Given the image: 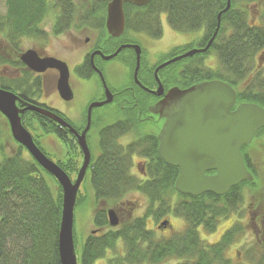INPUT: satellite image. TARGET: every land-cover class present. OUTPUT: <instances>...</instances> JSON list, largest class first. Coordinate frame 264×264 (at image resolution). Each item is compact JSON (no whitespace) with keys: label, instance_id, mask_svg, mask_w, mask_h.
<instances>
[{"label":"trees","instance_id":"trees-1","mask_svg":"<svg viewBox=\"0 0 264 264\" xmlns=\"http://www.w3.org/2000/svg\"><path fill=\"white\" fill-rule=\"evenodd\" d=\"M109 1L88 0L87 8L79 11L73 0H55L52 7L60 14L53 25V34L59 36L70 30H79L82 26L104 31L105 10ZM241 1L246 0H230V7L221 14L217 35L206 53L171 63L158 72L170 73L176 79V84L183 89L205 81H222L235 91L236 106L240 103H253L264 108V79L254 71L255 55L264 48V26L251 23L248 12L242 11ZM254 1L256 0L246 2ZM225 7L226 0H151L142 7L125 4V30L115 40L120 44L136 43L130 36L135 33H145L153 39L161 38V14L166 15L167 23L174 32L203 31L198 44L172 48L159 63L147 65L142 63L140 57L138 75L142 71L149 73L151 86L154 84L152 73L160 63L209 41L217 26V15ZM50 9L48 0H5V13L0 15V39L6 45V52H0V66H10L23 74L18 80L0 77V88L18 95L22 102L39 107L43 106L34 100L38 98L39 89L35 82L28 83L30 75L23 71L18 52L22 40L44 39L42 24ZM212 51L218 60L216 70L205 67L203 63ZM85 64L87 65L84 63L74 69L77 75L82 76ZM129 65L132 72L135 68V55L132 51ZM140 81L145 84L143 80ZM20 118L23 127L31 133L34 143L45 155L39 143L41 136L37 135V131L44 135H55L65 143L62 131L50 119L32 111L23 112ZM34 124L37 127H33ZM261 135H264V128L255 137ZM116 136L118 135H115V154L102 156L91 176L97 202L93 210V223L105 231L101 235L89 236L80 247L79 254L75 249L77 264H94L104 258L107 251H116L118 241L124 246V255L115 253V258L110 259L107 264H162L167 259L179 260L178 264H228L224 252L236 241L238 235H242L243 230L235 225L222 235L218 243L204 245L199 238L198 229L201 227L212 232L219 218L237 214L243 200L241 191L244 187L255 192L251 196L252 204L254 207H261V213L258 212L256 218L264 222V175L260 168L252 165L246 154L250 145L244 146L241 154L253 177L251 182L241 183L223 196L206 193L192 197L177 194L174 190L177 175L164 170L150 174L146 182H138L129 174V153L118 146ZM69 146L71 155L68 153V158L55 163L73 179L79 170L81 162H78V158L81 159V151L74 139ZM44 175L53 180L55 190L48 185ZM133 192L143 194L148 200L143 216H132L121 208L124 198ZM175 195L178 199L171 208L169 200ZM81 202L78 191L74 210ZM99 202H105L108 206L103 208ZM113 203L119 217V225L115 229L109 227L106 217V210ZM61 205L60 185L22 146L16 143L15 150L2 152L0 264H60L58 231ZM169 214L182 219L185 227L167 239L157 240L148 229L147 221L149 217L157 221ZM73 241L76 248L74 221ZM256 250V253L259 251L258 255H264V246H259ZM246 253L252 256L250 249ZM259 264H264V260Z\"/></svg>","mask_w":264,"mask_h":264},{"label":"water","instance_id":"water-1","mask_svg":"<svg viewBox=\"0 0 264 264\" xmlns=\"http://www.w3.org/2000/svg\"><path fill=\"white\" fill-rule=\"evenodd\" d=\"M150 1L110 0L105 10L107 34L112 38H120L123 35L125 4L142 7ZM229 7L230 0H226V7L217 15L216 29L204 48L191 49L181 56L160 64L154 71L155 77L160 69L171 63L192 57L196 53H205L217 35L221 14ZM126 48L134 50L136 61L133 76L136 84L141 86L137 81L141 57L139 45H121L114 54L103 58L110 60ZM97 53L91 55V63L93 56ZM19 60L36 74L55 70L58 73L56 89L59 97L66 102L72 99L69 86L70 74L65 62L54 57H40L32 49L22 53ZM92 66H94L93 63ZM161 92L162 86L158 82V89L152 94L160 95ZM106 94L110 97L107 90ZM166 99L173 100V104L176 103V110L167 115L166 124L159 133L158 154L165 163L178 168L179 173L174 182V190L179 195L197 197L211 193L215 196H223L231 188L253 180L243 161L241 149L250 145L256 133L264 128V108L253 103H240L236 106L235 91L219 80L201 82L181 90L172 88L168 91ZM108 102L110 98L88 107L87 125L83 132L78 134L50 110L22 102L16 94L0 88V114L7 120L11 137L25 148L34 161L53 176L61 187L62 205L58 231L60 264H77L73 241V217L77 193L90 161L85 132L90 125L91 109ZM25 111L44 116L59 126L67 128L75 136L82 154V165L74 181L36 146L31 134L21 123L20 116ZM107 219L111 228L118 226V216L112 209L107 211ZM168 225V221H164L158 228L165 229Z\"/></svg>","mask_w":264,"mask_h":264},{"label":"rangeland","instance_id":"rangeland-1","mask_svg":"<svg viewBox=\"0 0 264 264\" xmlns=\"http://www.w3.org/2000/svg\"><path fill=\"white\" fill-rule=\"evenodd\" d=\"M51 5V9L42 24V30L44 32V39L39 40H27L24 39L19 47V56L27 50H35L40 56L55 57L68 65L70 72V81L75 92V98L70 103H64L58 95L51 91L52 74L45 76L44 94L48 97H42L40 103H45L51 107L61 110L66 117L72 122L74 126H79L82 123V116L89 99L91 92L98 90V83L91 81H83L79 79L74 72V69L80 66L83 62L84 53L87 51V46L84 45L83 40L87 34H80L73 31L65 33L59 36L53 34V25L56 18L60 14L59 11L53 9L55 0H48ZM77 9L85 10L88 6V0H73ZM247 1V0H246ZM241 1L240 5L242 10L244 8L249 14L251 23H255L260 27L264 26V0H256L254 2ZM247 6V7H246ZM248 8V9H247ZM5 13V0H0V15ZM160 21L162 25V36L159 39H153L145 33L131 34L132 41H135L139 47H141L142 63L152 65L159 63L164 59L165 54L175 47L184 46L189 43L197 42L200 40L203 32L194 33H177L170 29L165 14L160 15ZM5 49V50H4ZM6 52V45L0 39V52ZM2 52V53H3ZM127 55V54H125ZM264 56L263 51H259L256 55L255 66L257 69L254 71L260 73L264 78V61H260V58ZM263 64L262 69H259V62ZM204 66L212 70H216L218 67V60L216 54L212 51L209 53L203 61ZM257 64V65H256ZM107 69L105 73L106 84L110 89L118 90L126 86L130 81L129 69L119 60H113L111 63L106 64ZM22 71L12 68L10 66H0V77L9 80H18L21 77L17 76V73L21 74ZM12 77V78H11ZM18 77V78H17ZM51 93V94H50ZM33 127H37L34 124ZM39 134L40 146L43 148L47 157L53 161L58 162L64 158L65 150L63 145L56 139L54 135H44L40 131ZM16 149V142L13 140L10 134L9 126L5 118L0 115V159L2 152L7 153ZM247 156L251 159L252 165L262 170L264 175V135L254 137L251 142L250 148L246 151ZM81 159L78 158V162ZM45 179L53 190L56 186L53 180L44 175ZM80 198L82 202L80 206H77L74 210V229L76 236V250L79 254L80 247L87 238L90 229H92L93 210L95 208V196L92 184L88 179H85L80 185ZM262 193V192H261ZM258 194V193H257ZM243 196L242 203L238 208L237 214L234 213L227 218H219L216 226L212 232H208L203 228H199V238L204 245H213L221 240L224 235L232 227L239 226L243 230L242 235L236 237V241L225 250V259L228 264H259L264 260V255H258L256 248L264 246V222L258 221L256 214L261 213V207H254L252 204L251 196L255 195L249 188L244 187L241 191ZM176 196H172L169 200L171 208L176 204ZM124 202L130 201L134 205L131 206L132 216H143L148 207L147 198L140 193L133 192L126 196ZM103 207V205H100ZM155 207H158L157 205ZM126 208V205H125ZM163 221H168L167 228L158 230L157 227ZM148 229H150L154 237L157 240L167 239L174 234L181 232L185 227V222L182 219L175 218L173 214L162 216L159 220L155 221L152 217H149L147 221ZM255 248V250H254ZM247 249H250L252 256L246 253ZM115 253L124 255V246L121 241H118ZM114 253L107 251L105 257L102 260L96 261L94 264H106V260L113 258ZM108 260V261H109ZM179 260L167 259L162 264H178Z\"/></svg>","mask_w":264,"mask_h":264},{"label":"flooded vegetation","instance_id":"flooded-vegetation-1","mask_svg":"<svg viewBox=\"0 0 264 264\" xmlns=\"http://www.w3.org/2000/svg\"><path fill=\"white\" fill-rule=\"evenodd\" d=\"M244 11H246L245 8ZM71 31L88 35L85 36L83 40L84 45L87 46L88 48L87 51L84 53L83 62H82V64L87 63V65L85 64L83 70L81 71L82 76H79L76 73L75 75L83 81L93 80L97 82L99 86L98 90L90 93L89 99L86 103L83 112L82 123L79 126H74L72 122L68 119V117H66V115L61 110L51 107L45 103H40L42 97L43 98L48 97L46 96V94H44L46 75L49 74L53 75L52 77L53 90L51 91V93L55 92L58 95L56 89L58 73L55 70H46L44 73L36 74L31 72L29 69H27L23 64L22 65H23V71L28 73V75H30V80L28 83L35 82V84H37L36 87H38L39 89L38 98L34 99L36 103L43 106L42 108L48 109L52 113L57 115L67 124H69L72 128H74L78 134H81L87 125L88 107L93 103H102L106 101L107 98H110V102L103 104L102 106L92 108L90 112V125L85 132L86 144L90 153V161L86 169L83 181L85 179H88L91 183L92 172L98 160L102 156H106L111 153L115 154V135H118L116 136V142L118 146L121 147L124 150V152L129 153V157L131 160V164L129 167V174L132 177H134L138 182L141 183L146 182L149 180L150 174L159 173V172L161 173L162 170H164L165 172H170L172 175L175 174L178 175L179 173L178 168L165 163L158 154V148H159V133L163 128V126L166 124L167 121L166 117L167 115L172 114L171 112L176 110L175 108L176 103L173 104V100L170 101L169 99H166L168 91L172 88H178L180 90L183 88H180L176 84V79H174L170 73L166 72L165 74L164 73L160 74V72H157L156 77L154 74L155 69L160 64L167 62L175 57L166 59L154 69L152 73L154 84L151 86H149L151 82L150 79L151 75L149 73H145L144 71H142L140 75H138L137 72V81L141 85L139 86L136 84V81L133 76L134 70L131 72L129 65V61L131 58V51L134 53L133 49L130 48L123 49L124 50V51L122 50L123 52L120 51L117 54V56H115L110 60H104L103 58L114 54L115 51L121 45L137 44V43L120 44L119 41L115 40L118 38H114L110 40L108 39V37L110 36L107 34L106 29H104L103 31V30L95 29L93 27L82 26L79 30H71ZM202 37L203 34L200 40L202 39ZM200 40L193 43L198 44ZM207 42L208 41H206L204 45H201L200 47L197 46L193 49H202L206 46ZM190 50L191 48L188 49L183 54L187 53ZM260 51L261 52L263 51L264 53V48ZM96 52L98 53L95 54L92 58V63L94 65L92 66L90 57ZM38 55L40 56L39 53ZM196 55H202V53H196L192 57H189L188 59H192ZM40 57H45V56H40ZM113 60L121 61L129 69L130 72L129 83L123 88L118 90H115V88L110 89L107 86L105 80V73L107 71L105 66L106 64L111 63ZM260 61L262 62L264 61V56L260 58ZM260 61L258 62L260 63ZM262 67L263 64L260 63L259 69L260 68L262 69ZM17 76L22 78L23 77L22 72L21 74L17 73ZM140 79L143 80L145 84L141 83ZM158 82L162 86V92L160 95L152 94V92L157 91ZM69 86L72 92V99L70 101L66 102L62 100L58 95L60 100H62V102L64 103H70L75 98V92L70 81V75H69ZM106 90L109 92L110 97L107 96ZM51 122H53L56 126H58L62 131V135H63V139L65 140V143H63L59 137L55 135L54 136L64 147L65 154H64V158L62 159L64 160L65 158H68L69 154L71 155L69 149L70 141H73L74 139L76 142V138L72 133L68 131L67 128H63L59 126L54 121ZM81 165H82V154H81V163L79 168L81 167ZM96 203L97 202L95 200V204ZM98 204L103 205V208L108 206L105 202L103 203L99 202ZM121 204H122L121 208L123 209V211L127 214L129 213L130 215H132L131 206H133L134 203L130 201L127 202L122 201ZM110 209H112L115 212V203H113L111 208H108L106 210V217H107V211ZM104 231L105 230H102L100 227L95 226L94 223H92V229H90V232L86 239H88L89 236L101 235ZM113 253H114L113 258H115V251L112 252V254ZM108 260H106L105 262L106 264L108 263Z\"/></svg>","mask_w":264,"mask_h":264}]
</instances>
